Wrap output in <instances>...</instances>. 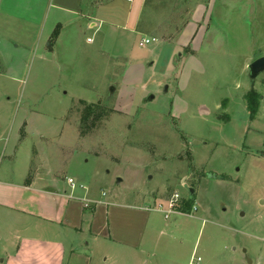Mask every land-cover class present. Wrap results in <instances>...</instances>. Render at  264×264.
<instances>
[{
	"label": "rangeland",
	"instance_id": "374dc122",
	"mask_svg": "<svg viewBox=\"0 0 264 264\" xmlns=\"http://www.w3.org/2000/svg\"><path fill=\"white\" fill-rule=\"evenodd\" d=\"M208 2L146 0L137 29L120 0L99 31L81 17L0 31V180L29 179L42 158L77 193L153 209L142 251L108 264H264V74L248 68L264 57V0H234L233 21L230 6L209 21Z\"/></svg>",
	"mask_w": 264,
	"mask_h": 264
},
{
	"label": "crops",
	"instance_id": "0c3cea01",
	"mask_svg": "<svg viewBox=\"0 0 264 264\" xmlns=\"http://www.w3.org/2000/svg\"><path fill=\"white\" fill-rule=\"evenodd\" d=\"M118 1L0 0V31L8 38L29 37L40 26L43 31L49 21L58 30L78 17L88 20V29L99 31L112 5L117 12ZM125 1L128 6L121 18L127 26L134 21L132 26L137 29L146 0ZM233 2L209 0L202 7L209 21L219 12L227 14L229 6L232 21L234 17L242 19V6L233 7ZM235 8L238 12L233 13ZM192 24L194 34L200 23ZM199 27L203 31V25ZM234 27L226 25L228 30ZM60 36L57 33L56 39ZM39 159L40 169L29 179L24 173L18 181L0 180V264H108L111 257L120 259L122 252L142 251L152 219L151 206L104 200V193L96 195L82 186L83 193H77L76 185L68 182L70 178L61 180L52 170L45 171L47 164Z\"/></svg>",
	"mask_w": 264,
	"mask_h": 264
},
{
	"label": "trees",
	"instance_id": "16d2710c",
	"mask_svg": "<svg viewBox=\"0 0 264 264\" xmlns=\"http://www.w3.org/2000/svg\"><path fill=\"white\" fill-rule=\"evenodd\" d=\"M54 37L56 39L57 33L54 35ZM263 85H264V81H263ZM244 100L247 103V107H248V110H249L251 118H255L257 113H258L261 101H262V95L260 93H257V92L253 91V92H250V93L246 94L244 96ZM95 107L98 108V106H93V105L88 106L87 114L84 117L85 120L90 118L91 125L94 124L95 121L98 119V114H97V110H96L97 108H95ZM192 198H189V199L192 200ZM190 200H189V202H191ZM189 202H188V205H189ZM187 209H186V211H187Z\"/></svg>",
	"mask_w": 264,
	"mask_h": 264
},
{
	"label": "water",
	"instance_id": "95a60500",
	"mask_svg": "<svg viewBox=\"0 0 264 264\" xmlns=\"http://www.w3.org/2000/svg\"><path fill=\"white\" fill-rule=\"evenodd\" d=\"M152 66V64H150ZM249 68V72H250V78L251 79H256L259 75L264 74V57L259 58L257 60H255L252 64H250ZM168 88L166 87V90ZM114 92V88H111V95ZM154 99V96L151 95L148 98V101H152ZM189 198H192L195 194L194 189H189Z\"/></svg>",
	"mask_w": 264,
	"mask_h": 264
},
{
	"label": "built area",
	"instance_id": "2783aa9c",
	"mask_svg": "<svg viewBox=\"0 0 264 264\" xmlns=\"http://www.w3.org/2000/svg\"><path fill=\"white\" fill-rule=\"evenodd\" d=\"M153 41H155V39H153ZM150 39H146V40H141L140 43H139V46L140 47H145L146 45L150 44ZM68 182L69 184L72 186V187H75V183L74 181L70 178L68 179ZM180 199L179 195L178 194H174V196L171 198V200L169 201L168 203V209L167 210H164L163 209V206L162 205H159L158 208L163 211L167 217V214L168 213H171V212H174V211H177L175 210L176 208V205H177V202L178 200ZM200 259H198L199 261Z\"/></svg>",
	"mask_w": 264,
	"mask_h": 264
}]
</instances>
